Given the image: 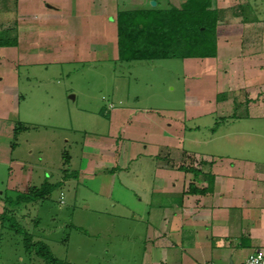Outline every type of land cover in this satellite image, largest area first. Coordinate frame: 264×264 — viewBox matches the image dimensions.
I'll return each instance as SVG.
<instances>
[{
    "label": "crops",
    "instance_id": "crops-1",
    "mask_svg": "<svg viewBox=\"0 0 264 264\" xmlns=\"http://www.w3.org/2000/svg\"><path fill=\"white\" fill-rule=\"evenodd\" d=\"M118 2L0 0V33L16 27L18 37L17 45L0 46V135L14 133L22 62L98 55L110 40L117 59ZM213 4L220 10L217 55L183 58L186 71L212 77L204 81L208 105L198 104L200 114L217 117L212 135L189 137L185 148L184 130L194 127L118 100L102 108L108 116L97 112L107 120L101 132L83 128L75 185L64 181L75 190V204L80 198L117 209L144 226L137 264H244L264 247V0ZM211 142L213 150L200 149ZM11 144H0L1 160L20 165L16 172L10 165L9 185L27 192L32 168L13 161ZM211 181L210 190L191 192V185L199 190Z\"/></svg>",
    "mask_w": 264,
    "mask_h": 264
},
{
    "label": "rangeland",
    "instance_id": "rangeland-1",
    "mask_svg": "<svg viewBox=\"0 0 264 264\" xmlns=\"http://www.w3.org/2000/svg\"><path fill=\"white\" fill-rule=\"evenodd\" d=\"M119 4L125 9L141 8L147 0H119ZM112 32L115 33L114 23ZM110 43L106 53L86 57L83 51L85 56L81 58L24 61L19 66L14 124L30 128L19 130L16 140L12 133L4 132L0 144L16 142L10 157L32 168L31 186L41 185L47 177L52 182L61 180L64 169L78 171L85 138L83 128L101 132L107 120L97 116V112L113 102L119 103L118 100L141 111H153L159 117L178 119L177 125L181 121L194 127L184 130L188 139L207 140L212 135L217 117L200 114L198 106L199 102L208 105L205 97L210 96V82L204 81L211 76L203 78L194 69L186 71L181 58L121 62L114 58L115 42ZM188 139L185 148L191 146ZM213 148L212 142L200 147ZM64 151L70 155L69 163H65ZM10 165L14 163L0 157V195L14 198L10 205L13 213L0 219V264H54L36 254V244L27 248V234L35 242L46 243L55 257L71 264L139 262V238L144 235V226H137L134 218L119 216L117 209L109 207L101 210L102 206L80 198L75 204V190L69 185L56 188L44 201L16 202L19 188L9 185ZM18 166L15 164V172ZM135 170L136 167L132 174ZM76 177L70 179L73 185ZM119 190L116 186L115 197ZM61 191L65 192L64 203L60 202Z\"/></svg>",
    "mask_w": 264,
    "mask_h": 264
},
{
    "label": "trees",
    "instance_id": "trees-1",
    "mask_svg": "<svg viewBox=\"0 0 264 264\" xmlns=\"http://www.w3.org/2000/svg\"><path fill=\"white\" fill-rule=\"evenodd\" d=\"M147 0V5L141 8H121L118 2L116 12L117 25V60L131 62L135 60H155L167 58L213 57L217 55V24L220 10L213 4V0H156L153 6ZM18 44L17 28L7 27L1 30L0 46H15ZM105 113V109L101 110ZM29 125L18 124L14 127V140L19 130L29 129ZM12 148L16 142L12 141ZM65 163H69L70 155L64 151ZM196 172L195 170H192ZM78 171L64 169L62 179L57 182L50 181L49 177L41 185H32L27 192H18L16 202L25 200L44 201L64 181L77 176ZM212 181L208 187L199 189L191 185V192L204 193L211 189ZM3 200V212L0 219H5L7 213H13L10 208L13 199L5 194L0 196ZM27 248L36 244V254L54 264H71L68 261L55 257L46 243L33 241L31 235L25 237Z\"/></svg>",
    "mask_w": 264,
    "mask_h": 264
},
{
    "label": "built area",
    "instance_id": "built-area-1",
    "mask_svg": "<svg viewBox=\"0 0 264 264\" xmlns=\"http://www.w3.org/2000/svg\"><path fill=\"white\" fill-rule=\"evenodd\" d=\"M244 264H264V247L250 253Z\"/></svg>",
    "mask_w": 264,
    "mask_h": 264
},
{
    "label": "water",
    "instance_id": "water-1",
    "mask_svg": "<svg viewBox=\"0 0 264 264\" xmlns=\"http://www.w3.org/2000/svg\"><path fill=\"white\" fill-rule=\"evenodd\" d=\"M151 4L155 6L157 4L156 0H151Z\"/></svg>",
    "mask_w": 264,
    "mask_h": 264
}]
</instances>
